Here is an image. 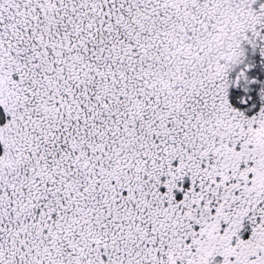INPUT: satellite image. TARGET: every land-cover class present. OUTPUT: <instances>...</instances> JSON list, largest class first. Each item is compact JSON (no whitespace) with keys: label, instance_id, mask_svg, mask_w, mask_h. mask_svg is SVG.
I'll return each mask as SVG.
<instances>
[{"label":"snow or ice","instance_id":"snow-or-ice-1","mask_svg":"<svg viewBox=\"0 0 264 264\" xmlns=\"http://www.w3.org/2000/svg\"><path fill=\"white\" fill-rule=\"evenodd\" d=\"M0 264H264V0H0Z\"/></svg>","mask_w":264,"mask_h":264}]
</instances>
